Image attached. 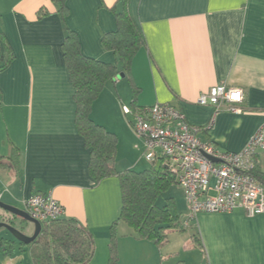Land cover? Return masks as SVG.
Listing matches in <instances>:
<instances>
[{
  "label": "crops",
  "instance_id": "0c3cea01",
  "mask_svg": "<svg viewBox=\"0 0 264 264\" xmlns=\"http://www.w3.org/2000/svg\"><path fill=\"white\" fill-rule=\"evenodd\" d=\"M116 3L68 0L63 16L51 0H0V68L7 64L0 70V201L24 209L32 195L52 194L64 208L63 218L77 220L92 234L90 264H112L114 226L116 264H264V214L248 217L239 208L201 213L189 223L181 219L186 231L168 234L159 247L119 221V178L96 182L90 175V150L76 125L63 43L71 30L85 56L117 64L102 44L105 34L117 30ZM130 12L145 47L134 56L129 78L119 74L105 84L90 115L117 137L115 168L142 172L161 164L145 159L144 141L124 106L169 103L204 129V142L240 152L264 124V0H131ZM217 85L244 90L242 113L198 104ZM255 159L264 173V152ZM170 191L166 197L177 204ZM14 225L34 233L28 223ZM0 240L12 242L0 245V264H34L30 245L4 229Z\"/></svg>",
  "mask_w": 264,
  "mask_h": 264
},
{
  "label": "trees",
  "instance_id": "16d2710c",
  "mask_svg": "<svg viewBox=\"0 0 264 264\" xmlns=\"http://www.w3.org/2000/svg\"><path fill=\"white\" fill-rule=\"evenodd\" d=\"M51 1L58 6V11L63 16L68 14V0ZM130 2L131 0H117L112 9L117 30L105 34L102 39L104 48L115 54L117 64H106L85 56L76 33L71 30H68L63 43L64 59L75 89L76 125L90 150V175L96 182L111 176L118 177L123 201L119 221L130 227L138 238L162 247L167 242L168 234L186 231L175 199L166 197L172 187L179 186L175 175L162 163L142 172H118L115 168L117 137L90 118L92 105L105 84L119 74L129 78L134 56L145 47L144 36L131 15ZM6 66L7 64L0 70ZM254 175L264 184V173L257 166ZM0 212L1 222L15 224L14 216L1 209ZM114 227L110 243L112 264L118 262ZM193 240L195 244H199L195 237ZM3 244L11 245L12 242L0 240V245ZM30 246L34 264H90L95 253L94 238L87 227L75 219L63 217L43 224L40 236ZM3 251L7 252L9 249Z\"/></svg>",
  "mask_w": 264,
  "mask_h": 264
},
{
  "label": "built area",
  "instance_id": "2783aa9c",
  "mask_svg": "<svg viewBox=\"0 0 264 264\" xmlns=\"http://www.w3.org/2000/svg\"><path fill=\"white\" fill-rule=\"evenodd\" d=\"M245 93L240 88L217 85L200 96L198 104L242 113ZM132 116V128L144 141L145 159L160 162L175 175L189 207L191 222L201 213H231L243 209L248 217L264 214V184L254 175L256 155L264 152V124L240 152H226L204 142L184 114L169 103L145 109L122 107ZM210 126L206 127L209 129ZM28 215L42 225L64 216L52 194H34L24 201ZM187 223V224H188Z\"/></svg>",
  "mask_w": 264,
  "mask_h": 264
},
{
  "label": "water",
  "instance_id": "95a60500",
  "mask_svg": "<svg viewBox=\"0 0 264 264\" xmlns=\"http://www.w3.org/2000/svg\"><path fill=\"white\" fill-rule=\"evenodd\" d=\"M121 78L124 77V75L120 76ZM0 209L4 212L9 213L10 215L14 216L17 220V218L21 219V222H26L34 227V233L30 235H26L23 233L19 228H17L15 225H12L8 222H0V230L4 229L7 231L8 234H10L16 241L25 244V245H31L34 243L37 238L40 236L42 232V224L34 219H32L27 212H25L23 209H19L10 205H7L0 201Z\"/></svg>",
  "mask_w": 264,
  "mask_h": 264
},
{
  "label": "rangeland",
  "instance_id": "374dc122",
  "mask_svg": "<svg viewBox=\"0 0 264 264\" xmlns=\"http://www.w3.org/2000/svg\"><path fill=\"white\" fill-rule=\"evenodd\" d=\"M118 172H120L118 169H116ZM172 194L175 195L176 199H177V209L179 210L180 213V216H181V219H185V218H189V207H188V204H187V201L185 199V194H183L180 190V188L178 186H174L171 188V191H170ZM184 195V196H183ZM17 220H20V218H17ZM23 222V221H22ZM23 223H26V222H23Z\"/></svg>",
  "mask_w": 264,
  "mask_h": 264
}]
</instances>
